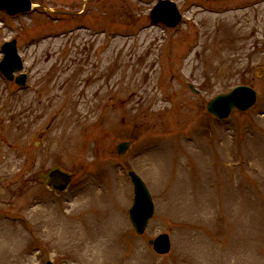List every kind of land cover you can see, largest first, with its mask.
<instances>
[{
  "label": "rangeland",
  "instance_id": "1",
  "mask_svg": "<svg viewBox=\"0 0 264 264\" xmlns=\"http://www.w3.org/2000/svg\"><path fill=\"white\" fill-rule=\"evenodd\" d=\"M31 1L0 11V62L15 40V78L28 79L0 74V264H94L89 238L104 228L109 264H264V0H172L174 30L153 26L155 0H85V13L82 0ZM240 85L252 109L208 114ZM54 170L66 191L49 190ZM131 171L155 205L142 236ZM163 233L164 257L149 246Z\"/></svg>",
  "mask_w": 264,
  "mask_h": 264
},
{
  "label": "water",
  "instance_id": "2",
  "mask_svg": "<svg viewBox=\"0 0 264 264\" xmlns=\"http://www.w3.org/2000/svg\"><path fill=\"white\" fill-rule=\"evenodd\" d=\"M0 9L7 12L10 16L28 13L32 10L30 0H0ZM151 18L155 23L162 22L169 28H176L181 23V16L174 3L160 0L151 12ZM4 58L0 63V71L8 80H13V74L23 70V63L18 55L16 41L6 43L2 47ZM27 77L21 75L16 79V83L24 86ZM192 90L193 87H191ZM256 93L249 87L241 86L235 88L227 95H219L211 100L207 105L210 114L222 120L227 118L234 108L241 112L250 109L256 103ZM129 143H121L118 146V152L124 155L128 150ZM60 172H54L50 175L49 187L53 190L59 189L61 192L66 189V185L60 184L56 180ZM134 187V203L130 209V220L137 232L142 235L152 219L155 209L151 195L142 181L134 172L129 174ZM154 250L159 254H167L170 251V240L167 235H160L154 241L149 242ZM48 264H52L49 262Z\"/></svg>",
  "mask_w": 264,
  "mask_h": 264
},
{
  "label": "bare ground",
  "instance_id": "3",
  "mask_svg": "<svg viewBox=\"0 0 264 264\" xmlns=\"http://www.w3.org/2000/svg\"><path fill=\"white\" fill-rule=\"evenodd\" d=\"M156 161V160H155ZM55 227L57 228V225L55 224ZM69 229H62V228H57L61 236L63 237V243L66 244H61L60 247H63V249L67 248L68 246H74L76 244V232L73 229L71 232ZM78 235V234H77ZM91 237L89 238V241L98 247L99 250H97V253H94L92 256V260L94 264H109L111 261V256H104V252L102 250V245H103V238L105 237V228L101 229L99 231H92L91 232ZM106 253V252H105ZM85 262H87V259H84ZM89 262V261H88ZM90 263V262H89Z\"/></svg>",
  "mask_w": 264,
  "mask_h": 264
},
{
  "label": "flooded vegetation",
  "instance_id": "4",
  "mask_svg": "<svg viewBox=\"0 0 264 264\" xmlns=\"http://www.w3.org/2000/svg\"><path fill=\"white\" fill-rule=\"evenodd\" d=\"M104 1H105V2H108V1H110V0H104ZM141 1L144 3V0H141ZM82 2L84 3V0H82ZM82 2L79 3V6H80V4H81ZM89 5H90V3L87 2L86 5H85L86 9L89 8Z\"/></svg>",
  "mask_w": 264,
  "mask_h": 264
}]
</instances>
